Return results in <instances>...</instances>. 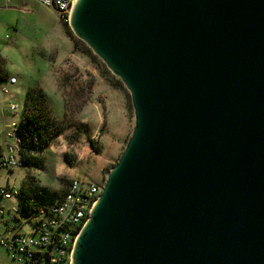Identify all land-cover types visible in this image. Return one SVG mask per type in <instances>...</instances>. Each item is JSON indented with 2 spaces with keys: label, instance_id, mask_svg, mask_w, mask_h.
Returning a JSON list of instances; mask_svg holds the SVG:
<instances>
[{
  "label": "water",
  "instance_id": "obj_1",
  "mask_svg": "<svg viewBox=\"0 0 264 264\" xmlns=\"http://www.w3.org/2000/svg\"><path fill=\"white\" fill-rule=\"evenodd\" d=\"M134 127L70 264H264V0H75Z\"/></svg>",
  "mask_w": 264,
  "mask_h": 264
},
{
  "label": "rangeland",
  "instance_id": "obj_2",
  "mask_svg": "<svg viewBox=\"0 0 264 264\" xmlns=\"http://www.w3.org/2000/svg\"><path fill=\"white\" fill-rule=\"evenodd\" d=\"M75 38L69 22L65 23L54 8L37 0H0V67L17 77L15 98L23 104L28 87L38 84L53 122H60L41 158L25 168L2 171L0 183L8 178L10 184L26 188V180L34 176L38 184L56 191L66 189L71 177L103 184L123 151L135 120L129 90L115 83L118 77L105 71L106 64L92 50L96 58L83 52L85 47L80 43L75 48ZM65 99L76 102L72 114L77 121L69 126L62 121ZM121 100L128 121L126 133L109 120L96 128L98 113L106 111L107 115L108 105L111 110L119 108ZM97 102L99 111L94 105ZM85 116L89 121H82ZM9 217L6 213L0 220L1 233L8 227L5 221ZM25 230L30 227L25 226ZM1 263L15 264L0 244Z\"/></svg>",
  "mask_w": 264,
  "mask_h": 264
},
{
  "label": "built area",
  "instance_id": "obj_3",
  "mask_svg": "<svg viewBox=\"0 0 264 264\" xmlns=\"http://www.w3.org/2000/svg\"><path fill=\"white\" fill-rule=\"evenodd\" d=\"M54 8L68 21L75 0H37ZM15 75L0 67V177L4 170L25 168L30 159L41 158L51 141L32 125L26 103L15 98ZM102 184L88 178L71 177L66 191L49 201L24 186L0 183V220L10 217L0 244L15 264H70L76 238L101 192ZM12 200L11 204H5ZM1 222V221H0ZM11 223V224H10ZM29 226L30 230H25ZM5 264V263H1Z\"/></svg>",
  "mask_w": 264,
  "mask_h": 264
},
{
  "label": "trees",
  "instance_id": "obj_4",
  "mask_svg": "<svg viewBox=\"0 0 264 264\" xmlns=\"http://www.w3.org/2000/svg\"><path fill=\"white\" fill-rule=\"evenodd\" d=\"M67 22L68 21H65V23ZM68 32L71 33L70 30ZM74 43H75V48L78 47L77 44L79 43L84 45L85 48L84 49L82 48V51L86 52L88 55L91 54V49L87 45H85V43L79 38H75ZM91 56L96 58L94 54H91ZM105 69H106L105 70L106 72L110 73V70H108L107 68ZM116 79L117 80L115 83L116 84L118 83L119 86H123V83L121 82V80L119 78H116ZM75 98L76 96H74L73 99ZM46 101H47L46 95L38 84H36L35 86L28 87L25 103L30 110V114L32 117V123H33L32 126L36 128L37 130H39L38 132L43 136V138L46 141H51V138L53 137V135L56 134V132L58 131V128L60 127V124H59L60 122L57 121L56 119H55V123L53 122V118L50 114ZM75 104L76 102H74V100L65 99L62 121L65 122L64 124L66 126L73 125L77 121L73 117V114H72ZM38 159L39 158L30 159L28 162V165L31 163H35L36 160ZM25 183H26L24 184L26 186V188L24 187L25 192L33 193L34 195L40 198H44L49 201L57 199L66 191V189H63L61 191L51 190L47 186L38 184L34 176H30L26 180Z\"/></svg>",
  "mask_w": 264,
  "mask_h": 264
},
{
  "label": "crops",
  "instance_id": "obj_5",
  "mask_svg": "<svg viewBox=\"0 0 264 264\" xmlns=\"http://www.w3.org/2000/svg\"><path fill=\"white\" fill-rule=\"evenodd\" d=\"M95 107L97 108V111H99V109L101 107H98V102L95 104ZM109 105H108V109H107V115L104 113H102L101 115L98 113V115L95 117V124H96V128L98 127V124L101 122V121H106V120H109L111 121L109 124H113V122H115L116 126L118 129H120V131H125L124 133H126V130H127V124H128V121H127V116H126V109H125V103L124 101L121 100V104L119 105V108H114V109H110L109 111ZM99 116V117H98ZM88 119L86 116L83 117L82 121H89V120H86Z\"/></svg>",
  "mask_w": 264,
  "mask_h": 264
}]
</instances>
